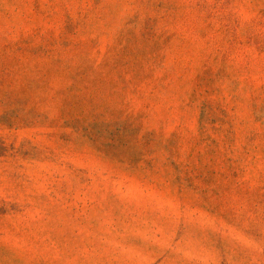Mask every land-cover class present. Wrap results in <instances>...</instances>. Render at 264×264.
Listing matches in <instances>:
<instances>
[{
  "label": "rangeland",
  "instance_id": "1",
  "mask_svg": "<svg viewBox=\"0 0 264 264\" xmlns=\"http://www.w3.org/2000/svg\"><path fill=\"white\" fill-rule=\"evenodd\" d=\"M0 264H264V0H0Z\"/></svg>",
  "mask_w": 264,
  "mask_h": 264
}]
</instances>
